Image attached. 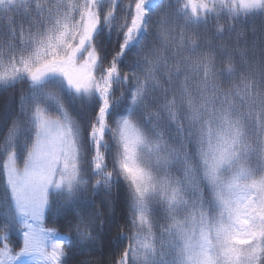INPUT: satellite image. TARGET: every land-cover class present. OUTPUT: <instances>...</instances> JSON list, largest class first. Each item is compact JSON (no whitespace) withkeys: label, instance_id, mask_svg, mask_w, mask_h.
Instances as JSON below:
<instances>
[{"label":"snow or ice","instance_id":"obj_1","mask_svg":"<svg viewBox=\"0 0 264 264\" xmlns=\"http://www.w3.org/2000/svg\"><path fill=\"white\" fill-rule=\"evenodd\" d=\"M257 19L264 0H0V90L27 84L0 115V264L95 241L88 157L93 195L127 189L115 264H264V48L239 44Z\"/></svg>","mask_w":264,"mask_h":264},{"label":"trees","instance_id":"obj_2","mask_svg":"<svg viewBox=\"0 0 264 264\" xmlns=\"http://www.w3.org/2000/svg\"><path fill=\"white\" fill-rule=\"evenodd\" d=\"M159 2V0H154ZM166 3H172L174 0H165ZM119 13V8H118ZM156 17H154L155 19ZM227 26V17L220 21ZM255 27V33L253 32ZM253 41H256L257 47L264 48V22L257 19L254 25L250 22L244 25V35L240 37V46L247 45L251 48ZM235 42V33H233V39L229 43ZM104 46L109 51H114L118 48V44L115 40L104 41ZM259 55V52L257 53ZM123 71L128 69L122 66ZM27 84L17 85L14 88H10L6 91L0 90V115L3 114L5 107L9 104L15 109H18L21 91H26ZM119 95V93H117ZM10 126V125H9ZM6 135V131L3 127H0V145L3 144V137ZM110 158H106V162H109ZM91 158L88 157V164L85 167L88 168L87 178L89 179L88 190L84 193L82 203L79 207L84 215H92L96 219L97 227L93 231V235L96 237L95 241L87 245L84 249L79 247H73L68 250L65 257L64 264H115L116 260L122 255L123 251L127 247V241L119 239L122 235H131L127 225L128 218V196L127 189L123 182L116 185L109 191L103 189L99 190L95 195L92 194V185L94 180L92 179L93 173L90 167ZM112 165L109 162V168ZM3 182V176L0 175V183ZM67 215L72 216V210H67ZM2 213H0V219H2ZM63 217L56 220V226L61 234L71 235L75 237L74 232H68L63 227ZM45 224L48 227L52 226L51 218L46 217ZM157 235L159 232L157 231ZM10 246L15 252H18L22 246L21 235L18 231L11 233ZM2 247V245H0Z\"/></svg>","mask_w":264,"mask_h":264}]
</instances>
